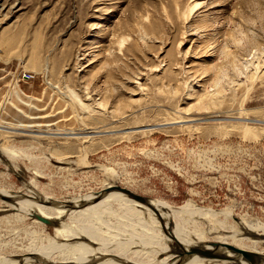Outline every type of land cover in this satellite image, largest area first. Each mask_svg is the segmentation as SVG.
Listing matches in <instances>:
<instances>
[{"label": "rangeland", "instance_id": "374dc122", "mask_svg": "<svg viewBox=\"0 0 264 264\" xmlns=\"http://www.w3.org/2000/svg\"><path fill=\"white\" fill-rule=\"evenodd\" d=\"M0 149V264L78 241L121 264L180 248L124 202L43 224L7 194L61 209L113 182L156 208L191 203L220 215L179 216L204 248L264 225V0H0Z\"/></svg>", "mask_w": 264, "mask_h": 264}, {"label": "bare ground", "instance_id": "6f19581e", "mask_svg": "<svg viewBox=\"0 0 264 264\" xmlns=\"http://www.w3.org/2000/svg\"><path fill=\"white\" fill-rule=\"evenodd\" d=\"M197 6V5H196ZM195 7V6H194ZM193 10V9H192ZM209 95V94H208ZM207 96V95H206ZM211 97L213 96V94L212 95H210ZM212 99V98H211ZM208 100V99H207ZM37 108V107H36ZM65 109V108H64ZM60 110V109H59ZM62 111H64V110H62ZM53 114V113H52ZM90 131V130H89ZM71 134H72V132H71ZM91 134V133H90ZM260 135H261V133H260ZM6 152H8V151H6V150H4V149H0V155L2 154H4L5 155V153ZM14 152V151H13ZM55 153V152H54ZM7 154V153H6ZM53 157H54V155H53ZM2 159V158H1ZM4 159V158H3ZM5 160V159H4ZM59 161V160H58ZM63 162V161H62ZM71 162V161H70ZM75 164V163H74ZM85 164V163H84ZM69 165V164H68ZM113 173V172H112ZM112 175V174H111ZM114 179V178H113ZM111 181V180H110ZM109 186H106V188H104V189H109L110 187H114V186H116L115 184H113V182L112 183H110V184H108ZM33 189V188H32ZM29 190V189H28ZM27 191V190H26ZM32 191H34V190H32ZM6 193V192H5ZM9 193H12V192H9ZM34 193V192H33ZM13 194H14V192H13ZM5 195V194H4ZM22 195V194H21ZM21 195L19 194V195H5L4 197H6V198H10L11 199V201H10V207H11V209H16V207L17 208H19V210L20 211H24V212H26L27 214H28V216H30V217H32V218H35L36 220H37V217H44V218H46V219H49V220H60V218H61V220H62V217H64V214L65 213H67L68 215L69 214H71V215H78V216H80V215H83V214H85L86 215V213H88V214H96V216L98 215V210L99 209H101V208H110V205H111V202H113V201H115V203H117L116 201H120L121 203H119V206H120V204L122 205L123 204V202L124 203H126V204H128V205H130V207L131 208H133V209H136V208H139V209H142L146 214L148 213V216L149 217H151V216H155L156 217V215H155V213H153V211H151L148 207H146V206H144V205H142V204H139V203H137V202H135V201H133V200H131L129 197H127V196H125V195H123V194H121V193H119V192H117V191H110V192H108V193H106V194H104L103 196H101L100 198H99V196H98V194H91V195H88V196H86L85 198H83V199H81L80 201L78 200V201H73V202H70V203H67L66 205H69V206H71L70 208L69 207H67V208H65V207H63V208H61V209H54V208H49L50 206H48V205H46V204H44L45 202H49V198L47 197H42V196H40L39 194H34V196H32V198H34V199H36L37 200V202H39L40 204H37V203H34V202H30V201H28V200H24V199H21V201H19V202H17V201H15L16 200V198H18V197H21ZM28 195V194H27ZM114 195V196H113ZM107 196H113V197H116V198H109V197H107ZM23 197H25V196H23ZM5 198V199H6ZM9 199V200H10ZM27 199V198H26ZM9 200H8V202H9ZM20 200V199H19ZM6 201H7V199H6ZM151 201V203L152 204H154V200H150ZM5 202V201H4ZM159 202V201H158ZM55 203H57V202H55ZM157 203V202H156ZM2 204H4V203H2ZM9 204V203H8ZM48 204V203H47ZM62 204V203H61ZM64 205V204H63ZM117 205V204H116ZM156 206H157V209L160 211V213H161V215H162V217H163V219L166 221L165 222V230H167V227H166V224H169L170 225V227L172 228V234L177 238V240L179 241V243L181 244V248H179V249H177L174 253H172V254H166L165 252L166 251H168V247L166 248V246H165V249H166V251H164V253L162 252H160L161 254H164L165 256H163V258L161 259V261H160V264H179V262H180V255L181 254H183V252H185V250L187 249V248H189V247H193V246H197L198 244H197V241L195 242V241H193V239L191 238L192 236H190V234L188 233V232H186V231H184L183 230V227L184 226H182V228L181 227H179V224H181V223H178L177 224V221H178V219H179V216L182 214V213H184V212H192V213H194V214H196V215H194L195 217H199V218H201V219H206V220H209V221H211V222H214V221H216V220H218V217L220 216V215H218V214H213V212L211 213V212H207V211H205V210H198L197 208H195V206L193 205V204H191V203H187L185 206H183V207H180V208H178V209H171V208H168L164 203H158V204H156ZM113 207V205L111 206V208ZM121 207V206H120ZM125 207V206H124ZM108 208V209H109ZM3 209H5V208H3ZM10 209V208H9ZM18 210V209H17ZM102 210V209H101ZM141 210V211H142ZM16 211V210H15ZM113 210L111 209V211L110 212H112ZM8 212V211H7ZM18 212V211H17ZM108 213V212H107ZM191 213V214H192ZM185 214V213H184ZM183 214V215H184ZM226 214V213H225ZM89 216V215H88ZM95 216V215H94ZM223 216H225L226 218H227V216L226 215H223ZM123 217V216H122ZM97 218H100L99 216H97ZM96 218V219H97ZM102 218V217H101ZM75 219H76V217H75ZM153 219V218H152ZM156 219H157V217H156ZM155 218H154V222L157 224L156 226L157 227H160L161 228V224H160V222L159 221H157ZM60 220V221H61ZM88 220V219H87ZM101 220V219H100ZM123 220V219H122ZM127 220V219H126ZM152 221V220H151ZM182 221V220H181ZM180 221V222H181ZM184 221V220H183ZM63 222V221H62ZM92 222V221H91ZM103 222V221H102ZM64 223V222H63ZM62 223V224H63ZM173 223H174V225H173ZM175 223H176V226H175ZM60 224V223H59ZM65 224H66V222H65ZM80 224H83V223H81L80 222ZM91 224V223H90ZM239 224H240V226H241V230H239V232H237V234L236 235H233V236H230L231 237V243H228L227 241V238L229 237V235L227 236L226 235V237H221L220 238V241L219 242H217V243H228V244H231V245H233V246H235V247H237V248H240V249H244V250H247V251H249V252H252V253H256L257 255H258V257H257V262H256V264H264V225H262V224H257V225H252V224H250V223H248L246 220H242V221H240L239 222ZM52 225H54V224H52ZM61 225V224H60ZM106 225V224H105ZM109 225V224H108ZM108 225H107V227H108ZM88 226V225H87ZM142 226V225H141ZM206 226V225H205ZM222 226V225H221ZM220 226V227H221ZM58 227V226H57ZM61 227V226H60ZM60 227H58L57 228V230H59V228ZM64 227V226H63ZM66 227H67V225H66ZM84 228V227H83ZM90 228V227H89ZM89 228H85L86 230H82V232H80V233H78V234H70L71 233V231H66L65 229L63 230L62 229V227H61V233H64L65 234V237L68 239V241H70L71 239H81V241L82 240H85V241H90L91 242V240L93 241V240H96L94 237H96V236H94L95 235V233L94 234H92L93 232V230H91V229H89ZM109 228V227H108ZM119 228V227H118ZM123 228V227H122ZM231 228V227H230ZM56 229V228H55ZM68 229V228H67ZM91 230V232L89 231V230ZM94 229V228H93ZM120 229V228H119ZM68 230H70V229H68ZM80 230V229H79ZM80 230V231H81ZM186 230V229H185ZM189 231V230H188ZM73 232V231H72ZM77 232H79V231H77ZM135 232V231H134ZM153 232V231H152ZM158 232H160L159 230H158ZM167 232V231H166ZM169 232V231H168ZM197 232V231H196ZM225 232V231H224ZM260 232L262 233V234H260ZM161 233V232H160ZM165 233V232H164ZM191 233V232H190ZM202 233V234H201ZM201 233H196V235L198 236V239L200 240V239H203L202 238V236L204 235L203 234V232H201ZM128 234H130V233H128ZM133 234V233H132ZM234 234V233H233ZM59 235V234H58ZM165 235H167L166 233H165ZM217 235V234H216ZM215 235V236H216ZM242 235H244V236H242ZM151 236V235H150ZM149 236V237H150ZM217 236H219V235H217ZM114 237V236H113ZM140 237V236H139ZM157 237H162L161 235L159 236V234H158V236ZM59 238H61L60 236H59ZM156 238V237H155ZM167 239L171 242V241H173L172 239H171V236H169V235H167ZM213 239H215V237L213 238ZM228 239H230V238H228ZM136 240V239H135ZM138 240V239H137ZM136 240V241H137ZM161 240H162V238H161ZM164 240V239H163ZM217 240V239H216ZM108 241H110V240H108ZM140 241H141V239H140ZM79 242V241H78ZM78 242H75L76 244H74V242H73V244L74 245H63V246H61L62 248H65V251L63 252V254H61V258H60V260H56V261H52L51 263H49L50 261H48L49 259H45V263H48V264H121V263H119L118 261H116L115 259H113V258H106L107 256L109 257V255H113V256H115L116 258H121L119 255H117V254H112V252H106V251H104V249L103 248H101L100 246V248H98V249H92L91 247H88V246H86L85 244H82L83 242H80V243H78ZM97 242V241H96ZM115 242V241H114ZM138 243H139V241H137ZM193 242V243H192ZM72 243V242H71ZM78 243V244H77ZM86 243V242H85ZM102 244H103V242H101ZM142 243V242H141ZM147 243V242H146ZM152 243V242H151ZM156 243V242H155ZM154 243V244H155ZM158 243V242H157ZM174 243V242H173ZM62 244H64L63 242H62ZM65 244H67V242L65 243ZM69 244H70V242H69ZM105 244V243H104ZM103 244V245H104ZM116 244V243H115ZM133 244H134V242H133ZM142 245H144V243H142ZM141 245V246H142ZM146 245V244H145ZM158 245V244H157ZM157 245H153V246H157ZM160 245V244H159ZM158 245V246H159ZM164 245V244H163ZM175 245V244H174ZM52 247H54V245H51ZM51 246H49L51 249H53ZM57 246V245H56ZM105 246V245H104ZM126 246V245H125ZM210 246V245H209ZM67 247V248H66ZM103 247V246H102ZM115 247V246H114ZM123 247V246H122ZM148 247V246H147ZM174 247V246H173ZM260 247H262V248H260ZM117 248H118V246H117ZM124 248V247H123ZM126 248V247H125ZM124 248V249H125ZM140 248V247H139ZM144 248V247H143ZM149 248V247H148ZM156 248V247H155ZM171 248H172V246H171ZM44 249H46V248H44ZM48 249V248H47ZM55 249V248H54ZM61 249V248H60ZM110 249V248H109ZM113 249V248H112ZM120 249H121V247H120ZM124 249H122V250H124ZM129 249V248H128ZM131 249V248H130ZM129 249V250H130ZM134 249V248H133ZM132 249V250H133ZM145 249H147V248H145ZM144 249V250H145ZM158 248H156V250H157ZM159 249H161L160 247H159ZM206 249H214L212 246H210L209 248H206ZM217 251H219L220 253H221V255H223V257L225 258L224 260H221V261H219V262H217V261H214V260H206V259H201V258H197V257H195V256H193V257H189L187 260H186V262L184 263V264H230V263H232V261H230L229 259L231 258V257H233L234 256V254L232 253V252H230V251H228V250H226V249H224V248H215ZM41 250V249H40ZM39 250V251H40ZM57 250H59V249H57L56 248V251ZM135 251H137L136 249H134ZM143 250V251H144ZM152 250V249H151ZM154 250V249H153ZM163 250H164V248H163ZM162 250V251H163ZM170 250V249H169ZM172 250V249H171ZM50 251H53V250H50ZM60 251V250H59ZM108 251H110V250H108ZM125 251V250H124ZM131 251V250H130ZM142 250H141V252H140V254L143 252ZM146 251V250H145ZM144 251V252H145ZM158 251V250H157ZM54 253H55V251H53ZM62 252V251H61ZM128 253H129V251H127ZM122 253V252H121ZM127 253V254H128ZM133 253V252H132ZM135 253V252H134ZM151 253H153V252H151ZM154 253H156V252H154ZM153 253V254H154ZM158 253H159V251H158ZM168 253H169V251H168ZM60 254V253H59ZM125 254H126V252H125ZM137 254V253H136ZM160 254V255H161ZM32 255H35L34 253L32 254ZM139 255V254H138ZM152 255V254H151ZM151 255H150V257H151ZM35 256H37V255H35ZM106 256V257H105ZM134 257H135V254L133 255ZM140 256V255H139ZM139 256H137V257H139ZM144 256V255H143ZM149 256V255H148ZM53 257V256H52ZM59 257V256H58ZM134 257H132V258H134ZM149 257V258H150ZM14 258V257H13ZM34 258V257H33ZM49 258V257H48ZM125 258V257H124ZM146 258H148V257H146ZM152 258V257H151ZM150 258V259H151ZM123 259V258H122ZM137 259V258H136ZM153 259V258H152ZM5 260V259H4ZM3 260V261H4ZM128 260V259H127ZM126 260V261H127ZM131 260V259H130ZM129 260V261H130ZM232 260H233V258H232ZM22 261V260H21ZM33 261V260H32ZM126 262V263H131V262ZM141 261V260H140ZM143 261H145V260H143ZM1 262V261H0ZM25 264H27L28 263V261H26V260H24L23 261ZM23 262L22 263H20V264H23ZM146 262V261H145ZM151 262H152V260H151ZM154 262V261H153ZM234 262H236V264H249V263H247V262H245L244 260H241V259H236V261H234ZM3 263V262H2ZM13 264V261L12 262H7V264ZM16 263V262H15ZM19 263V262H18ZM17 263V264H18ZM138 263V262H137ZM147 263H150L149 261L147 262ZM5 264V263H4ZM132 264H136V263H132ZM138 264H141L140 262L138 263ZM146 264V263H145Z\"/></svg>", "mask_w": 264, "mask_h": 264}, {"label": "water", "instance_id": "95a60500", "mask_svg": "<svg viewBox=\"0 0 264 264\" xmlns=\"http://www.w3.org/2000/svg\"><path fill=\"white\" fill-rule=\"evenodd\" d=\"M110 191H117V192L129 197L131 200L148 207L151 211H153V213H155L157 219L161 223V226L163 228L165 227V221H164L160 211L151 203L150 198L136 194L127 188L120 187L117 185L114 187H110L109 189H103L98 194L99 198L101 196H103L104 194L110 192ZM70 207L71 206H69V208ZM37 220L43 224H50L51 223V221L49 219H46L44 217H37ZM168 234H169V236H171V239L173 240V242L177 246H180V248H181V244L179 243L177 238L172 234V232L169 231ZM210 246H212L214 249H206L200 245L187 248L185 250V252H183V254L180 255L179 264H184L189 257H193V256H195L197 258H201V259H206V260H214L217 262L224 260L225 258L223 257V255H221V253L215 249L218 247L224 248V249H226V250H228L234 254V256L231 258H235V259L230 260V261H236V259H241V260H244L245 262H247L249 264H256V262H257L258 255L256 253H252V252H249L247 250L237 248L231 244L214 243L213 245H210Z\"/></svg>", "mask_w": 264, "mask_h": 264}, {"label": "built area", "instance_id": "2783aa9c", "mask_svg": "<svg viewBox=\"0 0 264 264\" xmlns=\"http://www.w3.org/2000/svg\"><path fill=\"white\" fill-rule=\"evenodd\" d=\"M24 77L27 78V79H31V75H26Z\"/></svg>", "mask_w": 264, "mask_h": 264}]
</instances>
